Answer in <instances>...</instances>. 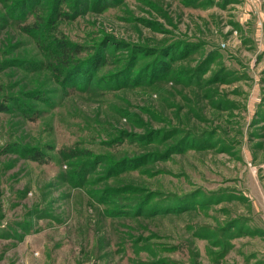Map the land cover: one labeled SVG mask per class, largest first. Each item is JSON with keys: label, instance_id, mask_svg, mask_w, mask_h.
<instances>
[{"label": "rangeland", "instance_id": "1", "mask_svg": "<svg viewBox=\"0 0 264 264\" xmlns=\"http://www.w3.org/2000/svg\"><path fill=\"white\" fill-rule=\"evenodd\" d=\"M0 264H264V0H0Z\"/></svg>", "mask_w": 264, "mask_h": 264}, {"label": "trees", "instance_id": "2", "mask_svg": "<svg viewBox=\"0 0 264 264\" xmlns=\"http://www.w3.org/2000/svg\"><path fill=\"white\" fill-rule=\"evenodd\" d=\"M36 155H37V158H34V159H36V160L40 159V158H38V156H39V153H38V154H36Z\"/></svg>", "mask_w": 264, "mask_h": 264}]
</instances>
